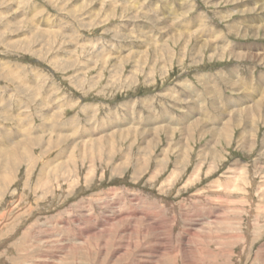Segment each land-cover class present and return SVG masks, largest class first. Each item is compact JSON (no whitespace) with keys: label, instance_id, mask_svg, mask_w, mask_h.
<instances>
[{"label":"rangeland","instance_id":"rangeland-1","mask_svg":"<svg viewBox=\"0 0 264 264\" xmlns=\"http://www.w3.org/2000/svg\"><path fill=\"white\" fill-rule=\"evenodd\" d=\"M190 1L183 22L204 14L230 45H264L232 33L231 0ZM180 5L0 0V264H264V107L191 114L214 102L203 75L224 98L218 74L263 81L264 67L194 55L195 41L182 58L166 15Z\"/></svg>","mask_w":264,"mask_h":264},{"label":"bare ground","instance_id":"bare-ground-1","mask_svg":"<svg viewBox=\"0 0 264 264\" xmlns=\"http://www.w3.org/2000/svg\"><path fill=\"white\" fill-rule=\"evenodd\" d=\"M231 1H232L233 6H234L231 11L235 10V12H238L239 16H240V18L234 20V22L232 23L234 25V28L237 29V30H234L232 33L243 32V33L248 34V35L250 33H253V32H257V35L260 32L264 33V0H247V1L242 0V2H241V0H231ZM243 1L246 2L244 5H242ZM181 2H182V5H180L179 9L180 8L182 9V7L184 8V9H182L183 13L181 14V16L177 17L173 11L169 12L168 10H166V15L171 20H173L172 23L176 25L177 34H176L175 39H176V44L182 43V46H181L182 48L180 49V51H181L180 54L182 55V58L185 57V54L188 51L187 49L189 48L190 44L192 43L191 41H195V43L193 45V50H192L194 55L200 54L203 50H207L208 47H210V45H211V49H212L211 52L213 54L217 53L218 55H220L221 60H224L226 56H227V58H228V56H230L229 59H233L236 62H244V61L246 62L247 61V62H252L254 64L257 63L258 65H260V66L262 65V67H264V45L263 46L256 45V44H248V45L247 44H244V45L237 44L235 46L230 45L228 42H226L227 40H226L225 34H222L220 31L219 32H212V31H215L214 28L211 26L212 23L207 22L208 19H207L206 15H204V14H198V16H194L193 18H187L189 20L187 22L186 21L183 22V20H185L184 17H188L189 13L193 10L194 1L181 0ZM115 3L116 2L113 3L114 6H115ZM127 9H128V6L126 7V10ZM253 13H256V15L259 14L258 18L251 15ZM231 14H234V13L232 12ZM219 19H220V21H224L226 19H232V15H228V16L226 15V17H220ZM206 24L208 25L207 29L209 30V33L206 30H203L205 28ZM244 24H245V26H243ZM139 28L141 29V31H151L152 30L151 27L141 26V25L139 26ZM230 28H232V27H229V29ZM197 39L199 40L198 42H196ZM151 41L152 42L156 41V37H153L151 39ZM163 42H165V41H163ZM160 46H164V45H160ZM228 50H229V52H228ZM235 67L230 69V72L232 73L233 77L228 82L221 81V78L224 75L223 73L217 75L216 82L221 84L224 87V90L228 91L229 95H230V96H225L224 98H221V95H223V93L219 91L220 90L219 85H216V83L213 84V82H211L210 79L205 78V75L202 76L204 78L203 79L204 80V86H205L204 88L206 91V92H204V95H207L214 102L211 103L210 108L208 107V109L204 110V107L208 104H206V102L202 101L203 103H205L204 104L205 106L202 108V110H199V107L196 110H193L191 113L192 117H194L196 115H200L202 118H204V122L206 123L205 120H208V118L210 117V113H208L207 110H209V112H211V115L214 117H215V115H220L221 113L224 114V112L221 111V110H224L227 112V115H228L227 121H230L233 118L237 122L238 118H240L242 115L249 116V115L255 114L254 112H257L256 114H258L260 112V110L264 107V77L261 78L263 81H259V80L256 81V79H255V77L251 71H248V72L241 71L242 74H240V70H238V69L236 70ZM181 82H182L181 85L184 88L190 87L188 85H187L188 87L186 86L185 81H181ZM193 94H194V99H197V97L198 98L202 97V96L198 95L197 92L193 93ZM191 96L192 95L190 93V97ZM234 96L237 97L238 99L236 98L237 99L236 102L231 104V102H233V101H231V99L235 98ZM182 99H183V97H182ZM224 100H226V103L223 105ZM195 101H197V100H195ZM198 102H200V105H202L201 101H197L196 105L199 104ZM221 102H222V107H220ZM246 103H247V105H246ZM239 108H241V109H239ZM190 110L191 109H189V111ZM186 113L187 112L184 113V117H182V114H181V116H179V119L176 121L172 119V116L167 117V119L170 120V122L174 124L175 122H179L181 120L183 121V120H187V119L192 118L191 116H185ZM187 115H188V113H187ZM163 117H166L165 114H163ZM218 117L220 118V116H218ZM223 118H225V117H221L220 119H223ZM209 120H210V118H209ZM130 121L132 123H138L139 119H136V120L131 119ZM227 121H226V123H227ZM193 122L195 125H198L199 119H196V120L194 119V121L190 122L188 130L192 129ZM156 123H157V120H151V124H156ZM226 123L225 124L220 123V124H223V126H225ZM206 125H207V123H206ZM237 125H238V123H237ZM210 126H211V124H210ZM251 126H252L251 130H250L251 134L248 137H245L247 139V143L252 142V141L254 143V141H255V134L253 132H255L257 130L256 122H252ZM226 129L227 128H223V131L218 132L216 135H215V133H213L212 136H217L220 134L223 135L224 132H227ZM208 130H210V129L205 130L203 132V134ZM155 131L157 132L159 130H154L153 132H155ZM84 135H86V134H84ZM24 141H26V140H24ZM240 142H246L244 140V137L241 139ZM9 158H11V157H9ZM17 161H19V159L15 158L14 165H15V162H17ZM1 183H4V182H1ZM107 207H109V206H107ZM134 207H136V206L134 205ZM139 207H141V206H139ZM115 211H116V209H115ZM145 213L146 212L141 211L137 215H143L144 216ZM134 217H137V216L134 215ZM118 222L121 223L122 220H119ZM123 222H124V220H123ZM138 222H140V221H138ZM93 225H95V224H93ZM95 226H97V225H95ZM148 228H150V227H148ZM48 234H50V233H48ZM136 234H138V233H136ZM153 243L156 244L155 242H153ZM137 244L138 243H136L134 245L131 244V245L136 246ZM129 245H130V241H129ZM131 245L129 247H132ZM139 247H142V246L139 245Z\"/></svg>","mask_w":264,"mask_h":264}]
</instances>
